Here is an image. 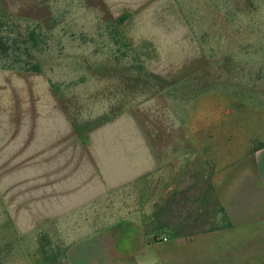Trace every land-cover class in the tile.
Listing matches in <instances>:
<instances>
[{"label": "rangeland", "instance_id": "374dc122", "mask_svg": "<svg viewBox=\"0 0 264 264\" xmlns=\"http://www.w3.org/2000/svg\"><path fill=\"white\" fill-rule=\"evenodd\" d=\"M262 122L264 0H0L2 264H69L71 201L203 225Z\"/></svg>", "mask_w": 264, "mask_h": 264}, {"label": "crops", "instance_id": "0c3cea01", "mask_svg": "<svg viewBox=\"0 0 264 264\" xmlns=\"http://www.w3.org/2000/svg\"><path fill=\"white\" fill-rule=\"evenodd\" d=\"M260 125L263 129L251 139L249 150L211 174L216 215L195 229L181 221L179 230L146 232L137 219L144 217L138 208L146 202L134 205L132 212L116 211V221L94 229L88 222L92 200L71 201L63 216L70 226L69 264H264V122ZM156 170V161L148 167L140 163L134 178ZM175 205L173 200L166 203V211L172 213ZM106 215L108 211L101 212L99 218L108 220ZM188 217L185 211L182 218Z\"/></svg>", "mask_w": 264, "mask_h": 264}, {"label": "built area", "instance_id": "2783aa9c", "mask_svg": "<svg viewBox=\"0 0 264 264\" xmlns=\"http://www.w3.org/2000/svg\"><path fill=\"white\" fill-rule=\"evenodd\" d=\"M163 241H165V238L164 239H162Z\"/></svg>", "mask_w": 264, "mask_h": 264}]
</instances>
